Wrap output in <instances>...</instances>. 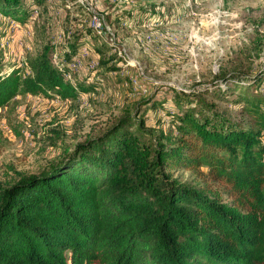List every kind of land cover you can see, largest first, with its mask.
Returning a JSON list of instances; mask_svg holds the SVG:
<instances>
[{
    "label": "trees",
    "instance_id": "16d2710c",
    "mask_svg": "<svg viewBox=\"0 0 264 264\" xmlns=\"http://www.w3.org/2000/svg\"><path fill=\"white\" fill-rule=\"evenodd\" d=\"M47 2L0 0V16L25 26ZM89 35L73 36L61 66L49 44L27 58V71L0 55V109L25 95L73 102L94 91L67 79ZM98 65L119 68L104 58ZM244 80L239 120L206 98H223L227 87L173 89L171 99L138 103L39 174L0 183V264H264V71ZM158 109L167 130L161 118L147 124Z\"/></svg>",
    "mask_w": 264,
    "mask_h": 264
},
{
    "label": "rangeland",
    "instance_id": "374dc122",
    "mask_svg": "<svg viewBox=\"0 0 264 264\" xmlns=\"http://www.w3.org/2000/svg\"><path fill=\"white\" fill-rule=\"evenodd\" d=\"M93 15L103 19L110 35L93 31ZM124 17L131 21L116 23ZM10 22L0 16V31H5L0 55L24 71L27 58L44 44L52 46L53 60L64 65L58 55L74 35L89 31L78 53L87 52L80 58L82 69L72 79H84L95 88L73 102L25 95L0 109L3 185L39 174L75 143L99 134L124 113L132 114L138 103L152 97L171 99L173 89L227 87L223 98H206L239 120L236 86L264 71V0H48L29 22L30 29L29 23L13 27ZM100 58L108 61L107 67L119 68L108 71L98 65ZM160 118L167 130L168 118L160 109L145 116L148 125ZM172 174L182 182L194 177L190 171Z\"/></svg>",
    "mask_w": 264,
    "mask_h": 264
},
{
    "label": "built area",
    "instance_id": "2783aa9c",
    "mask_svg": "<svg viewBox=\"0 0 264 264\" xmlns=\"http://www.w3.org/2000/svg\"><path fill=\"white\" fill-rule=\"evenodd\" d=\"M12 24L13 27H18V24L15 23V22H10ZM91 28L93 29V31L99 35V36H102L103 34H109L108 32V29H106L105 25H104V22H103V19L101 17H99L98 15H93L92 18H91ZM30 23L27 24L26 28L30 29ZM110 35V34H109ZM87 52H86V49L82 50L80 52V54L74 58L72 60V62L69 64L68 68V74H67V79L71 80L72 79V76L75 72H79V70H81L82 68V63H81V60L80 58H83L84 55H86ZM95 66V64H91L90 65V68H93ZM25 69L26 71L28 70L27 66H26V63H25Z\"/></svg>",
    "mask_w": 264,
    "mask_h": 264
}]
</instances>
